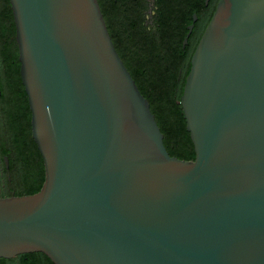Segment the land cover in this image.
<instances>
[{
    "label": "water",
    "instance_id": "water-1",
    "mask_svg": "<svg viewBox=\"0 0 264 264\" xmlns=\"http://www.w3.org/2000/svg\"><path fill=\"white\" fill-rule=\"evenodd\" d=\"M10 1L46 179L0 198V258L264 264V0H220L192 56L195 161L169 154L99 0Z\"/></svg>",
    "mask_w": 264,
    "mask_h": 264
},
{
    "label": "trees",
    "instance_id": "trees-1",
    "mask_svg": "<svg viewBox=\"0 0 264 264\" xmlns=\"http://www.w3.org/2000/svg\"><path fill=\"white\" fill-rule=\"evenodd\" d=\"M105 15V14H104ZM114 44L131 72L164 134V143L173 157L195 161L196 153L180 104L186 77L191 65V53L182 48V38L176 41V29L180 20L162 19L158 29L161 34H152L144 20H116L105 15ZM159 22V21H158ZM185 29V25H184ZM183 29V30H184ZM19 77V70L11 72ZM27 98V95H26ZM21 116L11 115L10 124L15 129L19 173L17 196L39 193L45 183L46 171L42 154L31 138V110L21 105ZM24 106V107H23ZM25 136L20 133L25 130ZM0 264H55L43 252L22 254L15 259L0 258Z\"/></svg>",
    "mask_w": 264,
    "mask_h": 264
},
{
    "label": "flooded vegetation",
    "instance_id": "flooded-vegetation-1",
    "mask_svg": "<svg viewBox=\"0 0 264 264\" xmlns=\"http://www.w3.org/2000/svg\"><path fill=\"white\" fill-rule=\"evenodd\" d=\"M219 2L220 0H99L103 14L109 18L144 20L150 32L157 34V37L161 34L158 26L162 19L180 20L181 24L175 33L176 41L182 38V49L192 54L191 59ZM17 69L19 77L12 76L11 72ZM20 69L12 4L10 0H0V198L17 196L19 193L15 183L19 173L17 135L9 117L22 115L21 105H26V99L29 105ZM26 128L22 124L19 127L21 130L25 129L20 133L22 136H25ZM29 132L34 139L32 119Z\"/></svg>",
    "mask_w": 264,
    "mask_h": 264
}]
</instances>
